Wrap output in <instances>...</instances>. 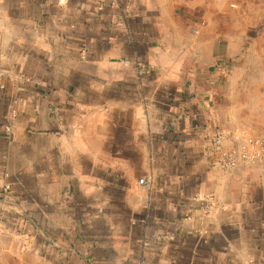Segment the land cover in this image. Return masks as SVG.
<instances>
[{
	"label": "crops",
	"instance_id": "obj_1",
	"mask_svg": "<svg viewBox=\"0 0 264 264\" xmlns=\"http://www.w3.org/2000/svg\"><path fill=\"white\" fill-rule=\"evenodd\" d=\"M261 149L264 0H0V264H264Z\"/></svg>",
	"mask_w": 264,
	"mask_h": 264
},
{
	"label": "built area",
	"instance_id": "obj_2",
	"mask_svg": "<svg viewBox=\"0 0 264 264\" xmlns=\"http://www.w3.org/2000/svg\"><path fill=\"white\" fill-rule=\"evenodd\" d=\"M116 6H117L116 2L115 1H111L110 7L114 8ZM140 73L142 75H146L148 73V70L145 67H141ZM19 90H21V89H19ZM6 131H7V133H9L10 132V128L7 127ZM223 138H225V136H224L223 132H220V131L216 132L213 135V137H212V147H213V149L215 151H220L221 143H222V139ZM261 150H258V151L252 152V153H249L246 150H242L239 153L238 158L241 159V160L246 161L247 164L253 166V165H255L257 163V161L260 158L264 157L263 149H261ZM235 163H236V157H227V158H224L221 161V165L224 168H232L235 165ZM144 185H147V182L144 179H140L138 181V183H137L138 187L144 186ZM3 220H4V210L2 209L1 204H0V224L2 223Z\"/></svg>",
	"mask_w": 264,
	"mask_h": 264
}]
</instances>
